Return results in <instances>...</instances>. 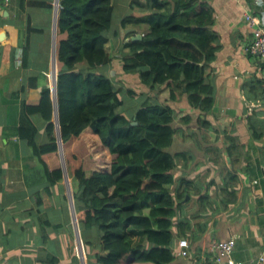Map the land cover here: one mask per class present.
<instances>
[{
	"label": "crops",
	"instance_id": "1",
	"mask_svg": "<svg viewBox=\"0 0 264 264\" xmlns=\"http://www.w3.org/2000/svg\"><path fill=\"white\" fill-rule=\"evenodd\" d=\"M134 1L146 2L126 0L121 13L112 2L111 29L105 32L111 60L94 69L115 87L135 93L121 96L134 103L129 116L120 110L127 118L143 105H162L169 97V88L150 89L138 73L119 75L128 55L125 44L136 36L142 39L146 31L144 26L123 27L124 19L151 15L132 10ZM202 1L213 13L210 30L218 38L215 57L204 73L205 83L213 88V106L202 114L184 95L167 103L178 130L168 152L186 155L173 171L171 193L186 187L209 200L201 208L199 196H187L188 202L179 206L175 222H187L191 229L175 237L172 264H212L211 241L229 238L235 240L234 261L254 264L262 256L264 264V66L245 51L252 28L243 19L249 14L264 25V0ZM59 7L60 0H0V264H92L86 247L90 239L83 233L70 176L79 166H108L110 156L91 130L68 143L61 141L56 93L62 68L56 59ZM75 70L89 72L84 63ZM47 88L58 150L41 161L19 127L23 103L39 101ZM27 116L37 131L36 144L48 143L46 121L38 113ZM45 166L50 171L59 166L62 181L50 184ZM180 241L186 242V256L178 255Z\"/></svg>",
	"mask_w": 264,
	"mask_h": 264
},
{
	"label": "trees",
	"instance_id": "2",
	"mask_svg": "<svg viewBox=\"0 0 264 264\" xmlns=\"http://www.w3.org/2000/svg\"><path fill=\"white\" fill-rule=\"evenodd\" d=\"M131 8L151 15L124 19L123 27L144 26L146 31L141 40L125 44L128 55L119 75L138 73L150 89L167 87L168 99L162 105H143L131 118L124 116L119 110L121 96L135 93L115 87L94 70L111 60L105 32L112 24V0H60L56 46V59L62 65L56 85L60 137L65 144L91 130L110 156L108 166L98 170L79 166L70 176L81 222L85 229L96 226L100 233L98 245L86 242L88 261L172 264L175 237L191 229L187 222H175L179 206L185 196H199L201 208L209 199L186 187L171 193L173 171L186 155L168 152L178 130L172 126L173 111L167 103L184 95L202 114L212 109L213 88L205 83L204 73L215 57L218 38L210 30L213 13L202 0L134 1ZM83 63L89 68L86 74L75 70ZM32 113L47 123L48 143L42 146L36 144L37 131L27 116ZM23 114L19 131L32 153L41 161L56 154L50 90L43 89L39 101L24 102ZM45 168L50 184L62 181L59 166L52 171ZM203 232L204 227L199 234Z\"/></svg>",
	"mask_w": 264,
	"mask_h": 264
},
{
	"label": "built area",
	"instance_id": "3",
	"mask_svg": "<svg viewBox=\"0 0 264 264\" xmlns=\"http://www.w3.org/2000/svg\"><path fill=\"white\" fill-rule=\"evenodd\" d=\"M243 19L252 28V39L245 51L251 55L257 56L260 63L264 66V25H262L261 21L256 16L245 14ZM234 246V238L211 241L209 251L211 253L212 264H242L232 259ZM185 248L186 242L180 241L179 256H186L188 254ZM262 260V256H260L254 264H262Z\"/></svg>",
	"mask_w": 264,
	"mask_h": 264
},
{
	"label": "rangeland",
	"instance_id": "4",
	"mask_svg": "<svg viewBox=\"0 0 264 264\" xmlns=\"http://www.w3.org/2000/svg\"><path fill=\"white\" fill-rule=\"evenodd\" d=\"M125 1L126 0H112L113 4L116 6V9H117V12L118 13L123 12V10H124L123 4L125 3ZM113 25H115L114 24V21H113ZM110 29L107 30L106 32L110 31ZM133 106H134V103H132L130 100H128V99L125 98V99H123L121 101V105H120L119 110H121V109L122 110H125V112L127 113V116H129L128 113L131 112V109L133 108ZM54 121H55V123H57V116L56 115H55ZM56 128H58V127H56ZM183 202L184 203L185 202H188V199L186 198V196L183 199ZM84 232L87 233V236L92 241V243H94L95 245H98L99 244V241H100V233H99V230H98V228L96 226H92L90 228H87L86 230H83V233Z\"/></svg>",
	"mask_w": 264,
	"mask_h": 264
},
{
	"label": "water",
	"instance_id": "5",
	"mask_svg": "<svg viewBox=\"0 0 264 264\" xmlns=\"http://www.w3.org/2000/svg\"><path fill=\"white\" fill-rule=\"evenodd\" d=\"M141 39V37L140 36H136V37H134L132 40H140ZM187 199H188V197H186Z\"/></svg>",
	"mask_w": 264,
	"mask_h": 264
}]
</instances>
